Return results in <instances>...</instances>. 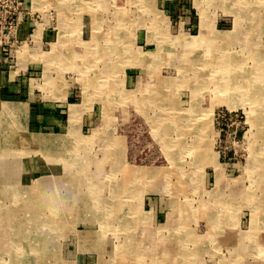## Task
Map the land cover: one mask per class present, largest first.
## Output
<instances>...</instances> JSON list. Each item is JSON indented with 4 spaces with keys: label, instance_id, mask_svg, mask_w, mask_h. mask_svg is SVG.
Segmentation results:
<instances>
[{
    "label": "rangeland",
    "instance_id": "rangeland-1",
    "mask_svg": "<svg viewBox=\"0 0 264 264\" xmlns=\"http://www.w3.org/2000/svg\"><path fill=\"white\" fill-rule=\"evenodd\" d=\"M30 9L40 22L24 38L19 29L11 52L0 49V110L25 109L16 128L0 121V190H19L22 205L35 196L56 207L84 201L41 230L51 245L30 259L35 241L14 238L16 219L5 213L13 196L0 197V264H264V130L248 120L250 94L227 90L226 70L206 64L207 41L232 55L237 84L264 86L249 78L264 68V0H32ZM27 97L59 101L58 135L38 131ZM171 113L190 131L207 129L208 163L188 149L172 161L163 118ZM11 131L12 142L3 135ZM115 201L113 221L105 202Z\"/></svg>",
    "mask_w": 264,
    "mask_h": 264
},
{
    "label": "bare ground",
    "instance_id": "bare-ground-1",
    "mask_svg": "<svg viewBox=\"0 0 264 264\" xmlns=\"http://www.w3.org/2000/svg\"><path fill=\"white\" fill-rule=\"evenodd\" d=\"M143 1V0H142ZM262 4V3H261ZM142 6V4H141ZM125 9V8H124ZM201 11V10H200ZM119 12V11H118ZM116 13V12H115ZM204 13V12H203ZM202 13V14H203ZM121 15V14H120ZM116 16V15H115ZM114 17V16H113ZM117 18V17H116ZM121 18V17H120ZM117 20V19H116ZM61 21V20H60ZM63 23V22H62ZM114 25V24H113ZM118 25V24H117ZM64 26V25H63ZM257 27V26H256ZM64 32V31H63ZM186 38V37H185ZM234 40V39H233ZM60 42V41H59ZM107 42V41H106ZM206 44L207 45H211L209 47H211V50L209 51L211 54H210V57L207 59V63L206 64H211L213 65L215 68L219 67V68H223V70H226V77L223 78L224 79V83L227 87V90L231 91L232 93H235L239 90L241 91H238V93L242 94L243 96H245V94H247V96L250 94L251 98H252V104L254 105L252 109H249L247 111V114H248V120L249 122L251 123V125H253L254 127H258L260 130L263 129L264 130V124L262 122V124L258 125V123L256 122L258 119H261L260 116L262 115V119H263V116H264V86L263 87H258V88H255V89H250L247 85V82L245 84V80H243V85L240 84H237V80L238 78H236L237 74L236 73H240V72H237L238 70L236 69H239V67H235L237 64L236 62H234L235 60H232V55L229 54V53H224L222 52L221 50H218V48L216 49V47H214V44L212 43H209L206 41ZM260 44V43H259ZM262 45V44H261ZM260 45V46H261ZM130 49V48H129ZM103 51V50H102ZM239 52V51H238ZM254 52V51H252ZM251 52V54H253ZM245 53H246V50H245ZM250 53V52H249ZM127 55V54H126ZM112 56V55H111ZM249 56V55H248ZM127 59V58H126ZM249 59V58H248ZM243 60V59H242ZM47 68V67H46ZM248 71V70H247ZM258 75L262 72H264V68L262 69H259L258 71ZM81 75V74H79ZM261 75L257 78L255 77H249V78H252V79H263L264 80V76L261 77ZM241 76V74H240ZM204 77V76H203ZM48 78V77H47ZM247 79V78H246ZM242 80H240V82H242ZM46 81V80H45ZM208 81V80H207ZM46 83V82H45ZM84 83V82H82ZM87 84V83H86ZM157 84V83H156ZM84 85V84H83ZM159 86V85H158ZM156 87V86H155ZM199 86H195V87H190L191 88V91L193 92L192 94L193 95H197V88ZM156 89V88H155ZM83 90V88H82ZM85 90V89H84ZM156 91H159V90H156ZM224 92V91H223ZM237 93V94H238ZM156 95H159V93H156ZM230 107V106H229ZM232 107V105H231ZM248 107V106H247ZM198 108H199V105L197 104V101L195 99H193V102H192V106H191V112L192 113H195V117L196 118H200V114H198ZM76 109V106H72L71 107V111L72 112H75ZM208 110V109H207ZM259 114V115H257ZM183 116V115H182ZM181 115H178L177 114V117L178 118H182ZM175 117V115H172L169 114L167 115L166 117H163L164 119H167L168 123L166 124V130L164 131L165 133V136L167 137V144H168V150L171 151V155H172V161L173 159L174 160H180L181 159V153L182 151H185L186 149L189 150H193L195 152V159L198 161L199 164H206L210 161V154L206 149L203 148V135L205 133V131L207 130L206 128L203 129L201 128V125L200 126H197L193 131H190L191 128L187 125V126H184V123H182L181 121L180 122H175L173 120V118ZM184 117V116H183ZM261 122V121H260ZM253 128V127H252ZM258 129V132L257 134L260 132ZM257 130V128H256ZM199 131V132H198ZM10 134V133H9ZM8 133H3V135H9ZM192 135V136H195V138L192 140L191 142V145L187 143H185V137L187 135ZM164 135V134H163ZM186 135V136H185ZM259 135H261L263 137V134L260 132ZM256 135H254L255 137ZM201 137V138H200ZM250 138V136H249ZM11 140L14 139V137L12 136L10 138ZM253 139V138H252ZM251 139V140H252ZM255 139V138H254ZM1 142V141H0ZM2 142H5L6 143V140L3 139L2 137ZM1 144V143H0ZM3 144V143H2ZM75 146V145H74ZM7 147V146H6ZM76 149V147H75ZM252 149V147H251ZM74 150V149H73ZM72 150V151H73ZM168 153V152H167ZM173 153H175V156L176 157H173ZM189 153V152H188ZM168 155V154H167ZM169 156V155H168ZM183 156V155H182ZM252 157V156H251ZM179 158V159H178ZM180 162V161H179ZM251 162V161H250ZM254 163V162H253ZM171 167V166H170ZM207 167V166H205ZM195 168V167H194ZM250 169V168H249ZM261 169V168H260ZM177 172V171H176ZM247 172V171H246ZM104 174V173H103ZM176 174V173H175ZM262 174V172H261ZM173 175V174H172ZM221 175V174H220ZM263 175V174H262ZM178 176V174H177ZM176 176V177H177ZM175 177V178H176ZM98 178V176H97ZM173 179V177H172ZM262 179V178H261ZM264 179V178H263ZM220 180V178H219ZM177 181V180H176ZM172 183V182H171ZM215 183V182H214ZM227 183V182H226ZM229 183V182H228ZM41 185V184H40ZM234 185V184H233ZM44 186V185H43ZM58 186L55 187V189H52L51 190V199L52 200H55V199H60V197H55V199L53 198L55 196V192L58 190L57 188ZM90 187V186H89ZM174 189V187H173ZM39 191V190H38ZM90 192L88 193L87 196H90L92 199L96 198V199H99L98 196H96V188L92 189L90 188L89 190ZM10 192V191H9ZM9 192H3L0 190V197H7L9 195H12V200H13V203H12V207H9V208H6L5 209V213L9 216H12L16 219L15 221V224L13 225L14 227H12V232H14L15 230L18 232L17 235H15V239H23V240H33L35 241V243H31L30 245H28V247L30 249H26V252L25 254L27 256H29L30 259H41L37 256H41L40 253H42V249H45L46 247H49L51 245V243L49 244L47 238L45 236H43L41 233L42 231L41 230H53L52 228V224L55 223V219L54 217L58 214H62L64 216L67 215V213H71L72 212V208H74V212L72 213H78V210L77 208H80L81 207V203L79 202H82L84 200H81L79 199L78 200V203H75L73 204L72 202L69 203L68 201L66 202H63V203H59L57 202V207L56 208H62V211L60 212H48L45 213L46 209H52V208H55L54 206H52L49 202H44L42 198V201L38 199H36V196L34 198V200H32L31 203H28L27 205H22L20 202H16L15 198H18L17 196H20V191L17 190V189H14L13 191H11V193ZM46 192V191H45ZM95 192V193H94ZM187 192V191H186ZM30 193V192H29ZM175 193V191H174ZM219 193V192H218ZM8 194V195H7ZM41 194V192L39 193ZM38 195V194H37ZM40 196V195H39ZM38 196V197H39ZM174 196V195H173ZM21 197V196H20ZM98 197V198H97ZM82 198V197H81ZM89 199V197H87ZM141 198V197H140ZM47 199V198H46ZM70 199H72L70 197ZM115 199H116V196H115ZM219 199V198H217ZM224 199V198H223ZM48 200V199H47ZM73 200V199H72ZM74 201V200H73ZM91 202H93V205L91 204L90 202V205L91 207L94 206V204L96 205L95 208L100 209V204H96L94 200H90ZM142 201V199H141ZM37 202V203H36ZM127 203V202H126ZM133 203V202H132ZM136 203V202H135ZM107 204L109 206H107ZM116 201H115V204H112L110 205V203L108 202H105V207H107V216L109 215L110 217V220H113L115 219V215H117L118 211H117V205H116ZM142 204V203H141ZM176 204V203H175ZM218 205V204H217ZM253 206V205H252ZM123 207V206H122ZM134 207V206H133ZM140 207V206H139ZM227 207V206H226ZM254 207V206H253ZM46 208V209H45ZM173 208V207H171ZM9 209V210H8ZM131 209V208H130ZM170 209V208H169ZM255 209V208H254ZM260 209V208H259ZM110 210V211H109ZM135 210V209H134ZM176 209H174L175 211ZM253 210V209H252ZM127 211V210H126ZM171 211V209H170ZM173 211V212H174ZM26 214L28 217L30 218H19V214ZM122 211L120 212V216L123 217L122 215ZM129 213V212H128ZM127 213V214H128ZM169 213V212H168ZM172 213V212H171ZM126 214V213H125ZM126 214V215H127ZM134 214V213H133ZM140 214V213H139ZM48 215H51L53 217H48ZM33 217V218H31ZM168 217V216H167ZM127 218V217H126ZM145 218V217H144ZM150 218V217H149ZM133 220V219H132ZM115 221V220H113ZM142 221V220H141ZM3 222V221H2ZM67 222V221H66ZM123 221H121L120 223H122ZM135 222V221H134ZM147 222V221H145ZM11 223V222H10ZM29 224V225H28ZM31 224H33L34 226L33 227H29ZM116 224V223H115ZM123 224V223H122ZM143 224V223H142ZM134 225V224H133ZM176 225V224H175ZM105 226V225H104ZM171 226V225H170ZM178 226V224H177ZM167 227V226H166ZM33 228V229H32ZM178 228V227H177ZM68 229V228H67ZM106 229V228H105ZM7 230V229H6ZM35 230V231H34ZM121 230V229H120ZM135 230V229H134ZM106 231V230H105ZM179 231V230H178ZM38 232V233H36ZM40 232V233H39ZM5 233V231L3 232ZM164 233V232H163ZM186 233V232H185ZM9 235V234H8ZM120 235V234H118ZM188 235V234H187ZM5 236V235H4ZM13 237V236H11ZM156 237V236H155ZM189 237V236H188ZM178 238V237H177ZM184 238V237H183ZM43 239V240H42ZM192 239V238H191ZM194 239V238H193ZM192 239V240H193ZM197 239V238H196ZM195 239V240H196ZM249 239V238H248ZM13 240V239H12ZM188 240V239H187ZM237 240V239H236ZM241 240V239H240ZM243 240V239H242ZM10 241V240H9ZM30 241V242H31ZM39 241V243L37 242ZM41 241V242H40ZM46 241V242H45ZM128 241V240H127ZM148 241V240H147ZM151 241V239H150ZM156 241V240H155ZM184 241V239H183ZM252 241V240H251ZM13 242V241H12ZM29 242V241H28ZM45 242V243H44ZM154 242V240H153ZM191 242V241H190ZM238 242V241H236ZM235 243V242H234ZM17 244V243H16ZM150 244V243H149ZM233 244V243H231ZM237 244V243H236ZM235 244V245H236ZM33 245V246H32ZM53 245V244H52ZM119 245V244H118ZM142 245V244H141ZM151 245V244H150ZM123 246V245H122ZM185 247V246H184ZM191 247V246H190ZM240 247V246H239ZM22 248V247H21ZM36 248V249H35ZM144 248V247H143ZM156 248V247H155ZM153 248V249H155ZM180 248V247H179ZM120 249V248H119ZM135 249V248H134ZM126 250V249H125ZM184 250V249H183ZM121 251V250H120ZM139 251V250H137ZM185 251V250H184ZM183 251V252H184ZM187 252V250H186ZM184 252V254L186 253ZM189 252V251H188ZM125 253V252H124ZM148 253V252H147ZM196 252H194L195 254ZM149 254V253H148ZM171 254V253H170ZM150 255V254H149ZM177 255V254H176ZM196 255V254H195ZM183 256V254L181 255ZM180 257V255H179ZM144 258V257H143ZM164 258V257H163ZM175 258V257H174ZM186 258V257H185ZM133 259V258H132ZM135 259V258H134ZM133 259V260H134ZM167 259V258H166ZM182 259V257H181ZM184 259V258H183ZM197 259V258H196ZM183 262V261H182ZM133 263V262H132ZM184 263V262H183Z\"/></svg>",
    "mask_w": 264,
    "mask_h": 264
},
{
    "label": "crops",
    "instance_id": "crops-1",
    "mask_svg": "<svg viewBox=\"0 0 264 264\" xmlns=\"http://www.w3.org/2000/svg\"><path fill=\"white\" fill-rule=\"evenodd\" d=\"M26 27L22 29L21 31V37L24 38L26 32H24ZM33 97H27V102L25 104L29 105L27 107V115L29 118H33L32 121L34 124H36L39 128L38 131L44 132L42 135H58V132L60 131L59 125H60V105L59 101H43L38 99H32ZM35 104L34 107H31V103ZM9 112L11 115H9ZM14 117L12 119V117ZM11 118V119H10ZM25 118V109L20 105L16 106L12 102L9 104L3 105V107L0 110V121L5 120L8 122L7 124H3L4 126H1L6 129H11V125L16 128L17 125H14V123H23V120ZM12 120L14 121L12 123ZM1 123V122H0ZM9 134V132H6ZM10 135L16 136V132L11 131ZM45 139V138H44ZM14 140V139H13ZM11 140V142L13 141ZM52 140V139H51ZM49 138V144L51 142ZM27 142L29 143H41L42 138L41 137H27ZM162 211H158V216H161Z\"/></svg>",
    "mask_w": 264,
    "mask_h": 264
},
{
    "label": "built area",
    "instance_id": "built-area-1",
    "mask_svg": "<svg viewBox=\"0 0 264 264\" xmlns=\"http://www.w3.org/2000/svg\"><path fill=\"white\" fill-rule=\"evenodd\" d=\"M32 0H0V49L11 52L19 29L40 22L39 14L30 9ZM13 41H10V40Z\"/></svg>",
    "mask_w": 264,
    "mask_h": 264
}]
</instances>
